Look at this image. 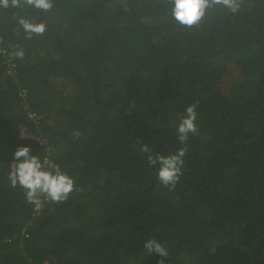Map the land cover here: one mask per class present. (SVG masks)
Returning a JSON list of instances; mask_svg holds the SVG:
<instances>
[{"label": "trees", "instance_id": "1", "mask_svg": "<svg viewBox=\"0 0 264 264\" xmlns=\"http://www.w3.org/2000/svg\"><path fill=\"white\" fill-rule=\"evenodd\" d=\"M19 16L45 33L26 39ZM194 102L199 131L181 145ZM141 143L187 149L174 188ZM19 146L74 179L67 201L34 205L10 187ZM148 238L167 247L165 264H264V0L191 27L169 0L0 8V264H157Z\"/></svg>", "mask_w": 264, "mask_h": 264}, {"label": "clouds", "instance_id": "2", "mask_svg": "<svg viewBox=\"0 0 264 264\" xmlns=\"http://www.w3.org/2000/svg\"><path fill=\"white\" fill-rule=\"evenodd\" d=\"M169 3L172 18L181 25L191 27L199 23L207 10L217 6L232 13L237 12L242 0H169ZM22 6L48 12L53 8L54 0H0V8ZM17 23L23 29L26 39H31L33 35H43L46 31V25L36 22L35 18L19 16ZM10 55L16 59L24 57L22 50H14ZM198 131L196 102H194L185 107L184 114L176 124L178 142L184 145L189 134L195 135ZM80 137V130H73L72 139L78 140ZM139 150L147 164L155 167L159 183L166 188H174L183 174L182 168L187 149L179 147L168 154L154 153L148 144L141 143ZM51 151L54 149L50 148L49 152ZM8 168L7 180L10 187L22 189L25 200L34 205L41 204V197H46L56 204L64 203L75 190L74 179L64 172L58 163L51 158L44 160L40 156L33 155L29 146H19L14 150ZM143 249L147 254L155 253L161 257L157 264H165L163 258L169 256L167 247L156 238L146 239L143 242Z\"/></svg>", "mask_w": 264, "mask_h": 264}, {"label": "built area", "instance_id": "3", "mask_svg": "<svg viewBox=\"0 0 264 264\" xmlns=\"http://www.w3.org/2000/svg\"><path fill=\"white\" fill-rule=\"evenodd\" d=\"M24 106H26V104H24ZM26 114L28 117L30 118H34L36 116V114L34 112H32L31 110H27ZM39 139V138H38Z\"/></svg>", "mask_w": 264, "mask_h": 264}, {"label": "rangeland", "instance_id": "4", "mask_svg": "<svg viewBox=\"0 0 264 264\" xmlns=\"http://www.w3.org/2000/svg\"><path fill=\"white\" fill-rule=\"evenodd\" d=\"M20 134L23 136V135H32L33 133L29 130H26V129H22Z\"/></svg>", "mask_w": 264, "mask_h": 264}]
</instances>
